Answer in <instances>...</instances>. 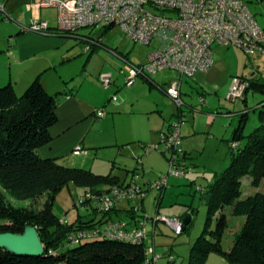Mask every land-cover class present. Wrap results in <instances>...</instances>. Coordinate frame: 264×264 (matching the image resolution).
Here are the masks:
<instances>
[{
	"label": "trees",
	"instance_id": "16d2710c",
	"mask_svg": "<svg viewBox=\"0 0 264 264\" xmlns=\"http://www.w3.org/2000/svg\"><path fill=\"white\" fill-rule=\"evenodd\" d=\"M81 40L88 47L86 52L101 45L98 38L82 36ZM243 81L247 87L240 99H244L249 89L264 94L263 78L248 77ZM181 100L183 105L176 108L183 113L186 104L182 96ZM57 107V96L47 93L39 79L21 96L16 95L11 84L0 87V233L22 234L27 226H31L43 245V254L39 257H19L0 250V264H144L146 248L150 246L148 241L133 242L102 236L105 223L110 219L117 220L111 218L112 211L102 213L92 206L87 209L88 214L78 212L69 222L54 215L53 194L66 185L72 184L84 192L83 199L74 205L76 209L87 204L86 194L108 192L114 186L123 185L117 176L63 167L54 159L39 156V149L51 142L50 129L58 121ZM260 107L264 108V102ZM189 108L186 111H193ZM246 114V110L241 111L239 119L243 121ZM263 118V112H260V125L249 135L242 134V126L235 128L233 139L236 145L230 149L228 168L215 175L214 181L202 190L208 217L202 234L189 250L186 264H204L210 254H218L230 264H264V192L242 196V179H248L256 190L264 181ZM177 165L179 167L181 163L177 161ZM45 194L50 196L49 199L42 205L37 204ZM13 200L29 201L30 204L15 207ZM227 210L231 216L243 221L232 235L229 248L224 249L223 239L229 228ZM127 215L134 222L132 228L143 221L147 226L149 219L154 223V218L143 212L142 205L139 211L129 208ZM184 216L189 220L184 225L185 218L179 217L183 225L179 235L187 233L191 225L189 211Z\"/></svg>",
	"mask_w": 264,
	"mask_h": 264
},
{
	"label": "rangeland",
	"instance_id": "374dc122",
	"mask_svg": "<svg viewBox=\"0 0 264 264\" xmlns=\"http://www.w3.org/2000/svg\"><path fill=\"white\" fill-rule=\"evenodd\" d=\"M245 2L249 12L252 14L259 27L264 30V0L261 2L258 0H245ZM79 31L82 34H85L88 31L99 33L102 31V29L86 28ZM102 33L104 34H102L101 40H104V44L107 47L98 48L94 53L92 52L87 64L89 65L91 72L94 73L97 71V77L95 78L98 79L101 87L102 84L100 79L102 76H113L114 70L118 71L119 73L121 72L120 74L122 75V80L118 84L120 89L115 94L110 95L112 97L108 102L115 103L117 100L118 102H123L125 100V102L128 103L126 92L132 89L134 84H132L130 87L125 86L126 74L123 71V66L130 63L139 64V62L144 61L145 59L147 61L148 54L151 53V51L155 48L157 42L152 41L149 45L138 42L133 43L128 38H126L121 30L116 26H113L110 30L103 31ZM65 41V46L61 48L64 54L71 53V51L78 46L77 42L72 39ZM73 43H76V46H73ZM67 48L69 49L68 52L66 50ZM212 51L214 62L210 68L215 70L213 72L211 71V77H208L207 82L209 85L216 87L218 90L215 95H206L202 100H200L199 97H197L194 88L196 86L198 91H200L201 88L195 84L194 81H192V78L185 76L181 77L180 73L175 70H163L151 76L154 80H171V82L182 80L183 83H187L192 88L194 87L192 95L188 94V96L191 97H188L187 101H189L192 105L197 106L199 109H201V105L205 104L206 108H209V111L207 112H210L215 116V112L219 111L221 113L220 115L214 117L217 123L214 124L213 131L218 135L212 138H192L191 143L193 144V148H195L196 151L191 150L192 154L184 155L182 149L184 148V138L182 139V137L184 135V129H188V127L192 125V114L189 112V110L186 111L188 108L187 106L183 107L185 112L181 113L176 108L174 102L167 95L161 96V93L159 94L160 97L158 98V106L161 110H163L166 116L163 132L167 131L170 124L177 123L180 119V115H183V121L180 122L181 140L177 158L181 165L177 168L179 172H183L184 174L181 177H174L171 175L168 176V184L165 190L166 195L161 201L160 198H157L158 191L153 187L154 183L157 181L156 179L167 175L170 171H174L175 168L171 167L170 161L167 160L168 157L165 153V147L159 141L161 133L159 134L157 142L150 143V140L152 139L147 135L149 128L148 126L141 128V126L144 124L138 118H135L133 122H130V127L133 130L132 133L137 138L141 139V137H143V140H145L144 142H147V145L135 143L133 145L127 144L125 146H121L120 148L112 147L107 149H87V147H83L82 145L78 144L74 147V150H72V158H68L70 155H67L59 160V162L65 166H83L87 169H91L97 174L108 175L110 173L113 176H118L120 183H123L124 181H127V183L131 182V180H129L131 176H133V179L135 180L138 179L139 182L143 181L146 184L144 188L141 187L143 191H146V197L143 200L145 214L150 218L158 217L172 219L174 217H183L184 212L189 211L191 215V225L187 233L176 235L174 231L165 223L158 221V228H156L153 241L151 239L152 237H147L148 243L154 248L157 264L162 262H164V264H171V262L169 263L168 261V254H164V251H167V249L169 250V253L174 254L173 251L175 252L176 256L174 255V257H172L173 260H176L177 258L180 259V253L177 255L176 252H181L184 247H187L189 236L192 237H190L192 240H196L198 236L202 234L208 217V207L202 198V190L207 188L214 181L215 175L222 174L228 168L230 164V149L236 142L233 139L235 136L233 131L234 127L236 128L237 126H242L241 132L244 136H246L253 132L260 125V112H263L264 117V108H258V106L264 102V94L254 92L249 89L247 92L248 96L246 101L238 98L233 102H230L227 99V93L234 77H239V79L244 80L255 73L254 75L257 76V78H264V59L255 60L254 62L256 66L253 67L246 54L237 48H225L223 46L214 45L212 46ZM85 52L86 48H84V52L80 57V61L82 59L83 62L85 61ZM64 56L66 58L67 55ZM69 58H71L69 61L65 60L67 62L62 63L61 69L64 71L70 70L69 65L72 63L73 57L70 56ZM103 65H106V68H104L106 70H102L101 73L98 74L101 66ZM144 85L151 87L150 91L152 93L159 91L158 89L153 88L150 84L144 83ZM135 87L138 89V86L135 85L134 88ZM109 88L113 90H110V93H113L116 90V87L112 82L109 84ZM221 90L223 97L221 98L220 104L216 100ZM142 93L143 99L145 101L149 94L147 93V90ZM130 107L131 105H129V108ZM127 110L129 109H125V111ZM243 110H246L247 114L242 121L239 119V113ZM105 116H107V112L102 109L100 112H98V116L93 117H95L94 119H96L97 122H102ZM158 119L162 120L163 118L158 116ZM224 119L228 121H232L233 119L234 125L230 127L228 131L226 128H223L225 123L222 120ZM241 121L242 123L240 125ZM109 124L110 122H106L103 125V128H101L103 130L102 132L104 136H106L105 134L111 132ZM223 131H225V134H227V138H230L229 141L223 140ZM91 134H93V132ZM96 137L99 136L96 134ZM244 143L245 142L243 141V144ZM243 144L241 146H243ZM76 150H79L78 155L73 154ZM117 152H119L118 155H116ZM86 158L88 159L85 163L83 159L85 160ZM147 162L150 165L159 164V169L155 171L152 168L147 167ZM124 166H127L130 169H127ZM131 168H135L137 174L132 173ZM144 173L146 174L145 178L143 176ZM135 180L133 181L135 182ZM149 181L150 183L148 184ZM257 191L264 192V183H262L259 189L256 190L251 186L247 179H242L243 197H246L249 194H254ZM83 194L84 193L81 188L72 184L66 185L57 190L53 194L52 211L54 215L60 218L64 217L66 221L69 222L75 218L78 212L80 214H88L89 211H86L84 207L76 209L74 206L75 203L80 201ZM49 197L50 196L48 194H45L41 199L38 200L37 204L42 205L46 200L49 199ZM159 201L160 204L158 205ZM136 202L141 205L140 200ZM124 203L125 204H120L121 208L129 209L131 207V204H128L127 202ZM12 204L15 207H28L30 202L13 200ZM191 210H193V212H191ZM226 213H228L230 222L229 228L224 235V244L228 242L227 240H231L232 235L239 230V222L243 220H239V218L231 216L230 210H227ZM235 219H237L236 221L239 222H235ZM147 225L149 227L151 226L150 219L147 222ZM149 231H151L150 228ZM185 254L188 256L186 252Z\"/></svg>",
	"mask_w": 264,
	"mask_h": 264
},
{
	"label": "crops",
	"instance_id": "0c3cea01",
	"mask_svg": "<svg viewBox=\"0 0 264 264\" xmlns=\"http://www.w3.org/2000/svg\"><path fill=\"white\" fill-rule=\"evenodd\" d=\"M38 2H40V0H0V5L4 9V12L8 15V18L6 19L3 17L1 18L0 16V87L11 84L16 95L21 96L36 79H39L47 93L57 96L58 107L56 115L58 121L50 129V135L52 138L51 142L39 149V156L42 159H54L57 164L63 167L81 168L92 171L91 169H87L83 166H65L60 163L59 160L67 155H70L68 158H72V150H74V147L78 144L82 145L83 147H87V149H107L112 147L120 148L121 146H125L127 144L133 145L135 143L147 145V142H144L145 140H143V137H141V139L137 138L132 133L133 130L130 127V122H133L135 118H138L144 124L141 126V128L148 126L149 131L147 132V135L152 139L150 140V143L157 142L159 134L163 133L166 118L163 110H161L158 106V98L160 95H166L165 90L170 85L171 80H154L151 76L149 79L137 78L133 83L134 85L132 89L126 92L128 103L125 102V100L123 102H118L117 100L115 103L108 102L112 97L110 95L115 94L120 89L118 84L122 80V75L120 74L121 72L119 73L118 71L114 70L111 82L116 87V90L113 93H110L109 91L112 89H102L98 79L95 78L97 77V71L94 73L91 72L89 65L87 64L92 52L94 53L98 48L107 47L104 44V40H101V36L104 34L102 32L105 30L100 31L99 33L88 31L85 34H82L80 31H78L77 37L62 34L57 30V8H34L33 10L32 6ZM33 11L42 21L47 22L49 27L48 35H37L22 31V27L29 23ZM82 36H90L95 39L98 38L101 41L100 46L92 47L89 52H85L86 59L84 62L83 59L80 61V57L84 52V48H86V44L81 40ZM68 39H72L77 42L78 46L74 48L71 53L64 54L61 48L65 46V40ZM73 46H76V43H73ZM66 50L67 52L69 51L68 48ZM64 55H67L68 58L67 56L65 58ZM70 56L73 57V61L69 65L70 70L64 71L61 69L62 63L67 62L65 60L69 61L71 59L69 58ZM261 59H264V57H253L249 59V62L254 67L256 66L254 61ZM145 62L146 59L139 62V64H134L141 65ZM104 68H106V65L101 66L98 74L101 73L102 70H106ZM214 70L213 68H210L207 72L196 73L192 77V81H194V83L201 88V90L198 91L196 86L195 88L193 87L199 99L201 97L203 99V97L206 95H215V93L218 91L216 87H212L207 82L208 77H211V71L213 72ZM254 74L255 73L249 77L260 79ZM178 81H180V92L184 103L188 109H190L189 107L193 109V111L189 110V112L192 114V125H190L188 129H184V135L182 137V139L184 138V148H182L183 152L184 154L190 155L192 154L191 150L196 151L195 148H193V144L191 143L192 138H212L218 135L213 131V126L215 123H217L214 117L220 115L221 113L217 111L215 112V116L210 112H207L209 111V108H206L205 104V106L201 105V109L192 105L189 101H187V98L191 97L188 96V94L192 95L193 88L187 83H183L182 80ZM144 83L150 84L153 88L158 89L159 91L152 93L150 91L151 87H147L148 85L146 86ZM135 85L138 86V89L136 87L134 88ZM146 90L149 96L144 101L142 92H145ZM247 96L248 93L245 94L243 99L244 101H246ZM222 97L223 95L221 90L216 100L220 104ZM129 105H131L130 108ZM127 108L129 110L125 111ZM102 109L107 112V116H105L102 122H97V120L94 118L97 116V111ZM158 116H161L163 119L159 120ZM222 121L226 125H224L223 128H226L227 131L234 125L233 119L232 121H228L226 119ZM106 122H110L109 126L111 132L105 134L106 136H104L102 132L103 130L101 128H103V125ZM233 131H235V127ZM92 132L94 135L91 134ZM96 134L99 137H96ZM222 136L223 140L229 141L230 138H227L225 131L222 132ZM235 145L236 142L233 146ZM119 152H117L116 155H118ZM87 159L88 158L85 160L83 159V161L86 163ZM146 165L155 171L159 169V164L150 165L147 162ZM124 167L130 169L127 166ZM131 169L132 173L137 174L135 168V171L133 168ZM92 172L97 174L94 171ZM145 175L146 174L144 173V178ZM129 180L135 179H133V176H131ZM137 180H135V184H137L138 188H144L146 184L143 181L139 182V180L137 182ZM247 181L250 183L248 179ZM149 183L150 181L148 184ZM262 183H264V181ZM123 184H127V181H124ZM165 195V192H163L161 196L158 195L157 198H160L161 201ZM120 204L125 203L119 202L116 204L112 211L111 218L123 220L127 222L130 227L134 226V222L127 215L129 209L121 208ZM141 205L143 212H145L144 201L141 202ZM185 213H187V211L184 212V214ZM241 219L242 218L239 217V220ZM227 220L229 223L230 219L228 218ZM236 220L237 219H235V222H239ZM242 221L243 220L239 222V227L242 224ZM149 228L151 231H149ZM156 228H158L157 223L155 224L151 222L150 227L148 225L146 226V234L148 238L152 237L151 239L153 240ZM190 237L191 236H189V240L187 241V247H184L181 252H176L177 255L180 253V259L177 258L176 260H173L172 257L175 255L174 251V254L169 253L168 249L167 251H164V254H168L169 263L186 264L188 256H186L185 252L188 255L192 244L195 242V240H192V237ZM231 240H227L228 242L224 244L223 239L224 249L229 248L231 245ZM160 264H164V262ZM204 264L230 263H228L222 256L218 254H210Z\"/></svg>",
	"mask_w": 264,
	"mask_h": 264
},
{
	"label": "built area",
	"instance_id": "2783aa9c",
	"mask_svg": "<svg viewBox=\"0 0 264 264\" xmlns=\"http://www.w3.org/2000/svg\"><path fill=\"white\" fill-rule=\"evenodd\" d=\"M49 7L57 8V30L68 36H75L81 29L105 30L116 26L133 43L149 45L152 41L157 42L144 64L123 66L127 87L137 78H148L163 70H175L181 77L205 73L213 63V45L237 48L249 57L264 56V30L249 12L245 0H40L32 6L33 10ZM0 16L8 18L1 5ZM48 30L47 22L34 11L29 23L22 27V31L37 35H48ZM111 79V75L101 77L104 89L109 88ZM246 87L245 81L234 77L227 99L241 98ZM166 95L180 108L183 105L180 81H172ZM182 121L183 115H180L177 123L170 124L167 131L160 134L159 141L175 169L154 183L158 192L167 187L168 176L181 177L184 174L177 169ZM73 154L78 155L79 150ZM145 197L146 192L131 181L125 186H114L108 192L86 194L84 208L87 210L93 206L102 213H109L117 203L127 202L134 211H139L141 205L136 201ZM157 221L165 223L176 235L183 230L177 218L153 219V222ZM101 234L109 239L147 241L144 221L132 228L124 221L110 219L102 227ZM146 257L144 264L155 263L153 247L146 248Z\"/></svg>",
	"mask_w": 264,
	"mask_h": 264
},
{
	"label": "water",
	"instance_id": "95a60500",
	"mask_svg": "<svg viewBox=\"0 0 264 264\" xmlns=\"http://www.w3.org/2000/svg\"><path fill=\"white\" fill-rule=\"evenodd\" d=\"M188 220L185 218L184 225L187 224ZM0 250L19 257H39L43 254V245L36 230L27 226L22 234L0 233Z\"/></svg>",
	"mask_w": 264,
	"mask_h": 264
},
{
	"label": "clouds",
	"instance_id": "9594fccd",
	"mask_svg": "<svg viewBox=\"0 0 264 264\" xmlns=\"http://www.w3.org/2000/svg\"><path fill=\"white\" fill-rule=\"evenodd\" d=\"M149 78V77H148ZM166 91V90H165ZM131 181H133V180H131ZM130 183V182H129ZM129 183H127V184H129ZM127 184H123L122 186H125V185H127ZM137 186V185H136ZM121 187V186H120ZM138 187V186H137ZM141 189V188H140ZM142 190V189H141ZM146 192V191H145ZM163 193V191L162 192H158V195L160 196V194H162ZM141 202H143V200L141 201ZM129 204V203H128ZM115 208V207H114ZM131 208V207H130ZM87 211V210H86ZM113 211V210H112ZM175 218V217H174ZM177 219H179V218H177ZM125 222V221H124ZM158 222V221H157ZM155 223V222H154ZM128 224V223H127ZM129 226V225H128ZM130 227V226H129ZM132 227V226H131ZM147 235V234H146ZM148 237V236H147Z\"/></svg>",
	"mask_w": 264,
	"mask_h": 264
}]
</instances>
